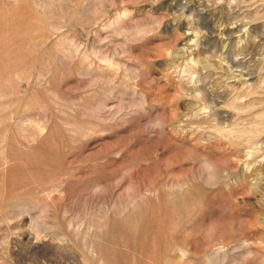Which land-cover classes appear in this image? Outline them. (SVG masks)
Segmentation results:
<instances>
[{
    "label": "rangeland",
    "instance_id": "374dc122",
    "mask_svg": "<svg viewBox=\"0 0 264 264\" xmlns=\"http://www.w3.org/2000/svg\"><path fill=\"white\" fill-rule=\"evenodd\" d=\"M0 264H264V0H0Z\"/></svg>",
    "mask_w": 264,
    "mask_h": 264
}]
</instances>
